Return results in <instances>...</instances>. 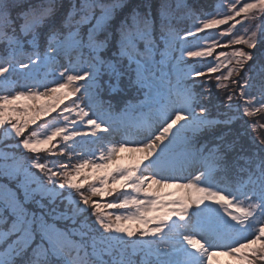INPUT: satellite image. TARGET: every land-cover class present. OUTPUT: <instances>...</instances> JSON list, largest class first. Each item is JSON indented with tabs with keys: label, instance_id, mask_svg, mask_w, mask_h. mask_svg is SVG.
<instances>
[{
	"label": "snow or ice",
	"instance_id": "snow-or-ice-1",
	"mask_svg": "<svg viewBox=\"0 0 264 264\" xmlns=\"http://www.w3.org/2000/svg\"><path fill=\"white\" fill-rule=\"evenodd\" d=\"M257 11L0 0V264H264V137L233 131L264 117Z\"/></svg>",
	"mask_w": 264,
	"mask_h": 264
},
{
	"label": "rangeland",
	"instance_id": "rangeland-1",
	"mask_svg": "<svg viewBox=\"0 0 264 264\" xmlns=\"http://www.w3.org/2000/svg\"><path fill=\"white\" fill-rule=\"evenodd\" d=\"M192 1H193V3L199 2L202 5H208V6H206L207 8L216 2V0H208V3L205 2V4H204V0H190V2H192ZM262 23H264V13H260L257 11V12H255L254 16L251 13L249 14V19L245 21V27H248L252 31H256L257 37L259 39ZM226 27H228V25H222V26H220V29H217L215 31L222 30ZM237 28L240 32H243V29H240L239 26H237ZM248 34H250V32ZM237 47H244V46L239 45ZM223 50L230 51V49H223ZM245 50L246 51H252L254 59H256V60H259L262 53H264V48H262V47L255 49V50H253V49L248 50L245 48ZM249 63H251V62H249ZM212 84H213V91L215 92L216 91L214 88L215 80L212 81ZM217 99L223 100L224 99V93L216 91V96L214 97L213 102L215 103ZM49 102L50 101H48L47 98H41L39 101H36L35 103L37 105H41V104H45V103H49ZM20 103H32V102L21 101ZM233 105H234L233 110L235 111V101L233 102ZM53 115H55V113H53ZM48 119H51V117H49ZM245 120H249V121L255 120V121H259L261 123H264V120H263V117H260V116L248 118V117H242L240 114H237V119L233 125V131L234 132L239 131L243 135L242 143H243L244 147L245 148H254L255 146L253 145V138L264 137V129L257 128L255 131H253V130L249 129L248 126L244 123ZM41 123H43V121H41ZM135 131L136 130L133 129V132H135ZM4 139H5V137L3 136V130H2V128H0V141H2ZM115 139L119 140L120 137H118V135H116ZM257 143H258V140H257ZM41 155H45V154H41ZM127 155H128L127 153H121L122 157L127 156ZM118 163L127 164V163H129V161L126 159H121L118 161ZM85 190H87V189H85ZM161 192L172 194V196L164 197L165 199H171V198H174L176 196L183 194V190L178 189L176 187L163 188V189H161ZM93 199H98V198H93ZM107 199L110 200L111 197H109ZM101 211H109V210L102 209ZM220 251H222V250H217L218 254L212 258L213 264H236V262L231 257L219 254Z\"/></svg>",
	"mask_w": 264,
	"mask_h": 264
},
{
	"label": "trees",
	"instance_id": "trees-1",
	"mask_svg": "<svg viewBox=\"0 0 264 264\" xmlns=\"http://www.w3.org/2000/svg\"><path fill=\"white\" fill-rule=\"evenodd\" d=\"M138 2V1H137ZM205 2L206 3H208V0H204V4H205ZM191 3H193V1L191 2ZM196 6H198V5H201V7H205V8H207L206 6H208V5H202L201 3H199V2H197V3H194ZM258 48H261V45L260 44H258L257 45V48H255V49H258ZM255 49H253V50H255ZM215 96H216V91H215ZM214 96V97H215ZM263 120H264V117H263ZM118 135V137H120L121 138V136L119 135V134H117Z\"/></svg>",
	"mask_w": 264,
	"mask_h": 264
},
{
	"label": "bare ground",
	"instance_id": "bare-ground-1",
	"mask_svg": "<svg viewBox=\"0 0 264 264\" xmlns=\"http://www.w3.org/2000/svg\"><path fill=\"white\" fill-rule=\"evenodd\" d=\"M197 7H201V5H198ZM203 8H205V7H203Z\"/></svg>",
	"mask_w": 264,
	"mask_h": 264
}]
</instances>
